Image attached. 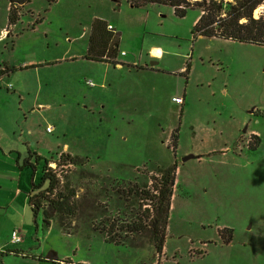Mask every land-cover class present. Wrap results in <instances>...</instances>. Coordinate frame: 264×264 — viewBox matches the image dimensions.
Masks as SVG:
<instances>
[{
    "label": "rangeland",
    "instance_id": "rangeland-1",
    "mask_svg": "<svg viewBox=\"0 0 264 264\" xmlns=\"http://www.w3.org/2000/svg\"><path fill=\"white\" fill-rule=\"evenodd\" d=\"M13 8L12 19L19 16L6 26L0 56L48 64L13 71L0 83L4 93L16 95H0V120L16 141H26L11 158L20 164L12 181L23 174V196L47 188V160L62 178L61 191L74 192L73 213L62 214L65 226L48 213L56 229L73 232L59 239V250L76 259L99 257L100 264H264V47L193 40L198 8L184 18L167 5L130 8L121 1L116 8L109 0H29ZM261 15L264 3L253 12ZM94 18L124 28L116 58H135L141 68L85 59ZM144 24L146 30L135 31ZM149 46L164 54L155 70L138 59L140 48ZM37 80L44 106L30 105L32 94L5 89L35 87ZM176 97L183 106L172 102ZM250 129L260 131L261 144L253 134L243 137ZM28 150L41 157L38 164L33 159L35 170L21 168ZM190 155L199 157L182 162ZM171 167L178 188L164 251L157 254L150 231L130 233L125 226L145 223L142 215L152 203L139 193H154L157 169ZM101 221L122 231L120 237L94 230ZM223 229L232 236L220 237ZM76 241L80 246H73Z\"/></svg>",
    "mask_w": 264,
    "mask_h": 264
},
{
    "label": "trees",
    "instance_id": "trees-1",
    "mask_svg": "<svg viewBox=\"0 0 264 264\" xmlns=\"http://www.w3.org/2000/svg\"><path fill=\"white\" fill-rule=\"evenodd\" d=\"M112 1L116 8H118L121 0ZM123 1L132 8H140L147 5H167L173 9V14L177 18H184L188 10L198 8L200 15L196 23L192 26L190 32L193 40H195L196 37L202 36L264 47V16L261 15L259 18L253 17V12L264 3V0ZM28 2L29 0H9V23L14 21L11 17V13L14 11L13 6H22ZM107 26L108 25L103 21H95L92 24L88 40L87 59L96 62L115 63L114 58L118 51L117 45L119 34L116 33V31L108 30ZM2 73L3 72L0 71V76ZM254 139V141L258 144L259 139ZM176 141L177 139H174L173 143L176 144ZM65 157L70 158L67 155ZM37 160L39 159H36L35 162H37ZM51 165V162L46 161L43 169L42 182H48L47 188L43 192H39L37 195H29V204L34 216L41 213L42 222L46 227L50 224V216H48L49 212H53L52 215L57 214V218H59L62 225L65 226L66 223H64V217L62 214L73 213L75 206L72 202V199L75 198L74 192L67 190V187H65L64 192L61 191V188L59 187L63 184L61 180L62 178L61 176L60 178L56 176L59 172H56V169L53 170ZM25 167L35 170L34 163H30V158L23 161L21 168ZM157 170L160 175V179L155 181V185H153L154 193L151 194L148 190H142L139 193V195L144 194L145 198L147 200L150 199L152 203V209L146 210V213L142 215L143 222L145 221V223H141V221H132L125 227L126 229L128 228L127 231L130 233L141 232L143 229L145 231H150L152 234V241L156 247V252L157 254H161L166 237L171 197L175 184L176 167H171L165 170L158 168ZM35 188L36 187L32 185V189ZM129 192H131L130 189ZM45 206L49 207L47 211H45ZM93 229L105 233L107 238H112L113 235L120 237L118 233L122 232L120 230H116V233L113 224H110L108 229L105 228L102 221L98 226L94 225ZM227 231L230 235L231 231L229 229H223L219 232V234L222 235ZM114 244L117 245L118 240H116Z\"/></svg>",
    "mask_w": 264,
    "mask_h": 264
},
{
    "label": "crops",
    "instance_id": "crops-1",
    "mask_svg": "<svg viewBox=\"0 0 264 264\" xmlns=\"http://www.w3.org/2000/svg\"><path fill=\"white\" fill-rule=\"evenodd\" d=\"M109 1H111L113 4L112 0ZM121 1L125 3L123 0ZM3 3L2 0H0V39L3 38L4 32H6V26L9 23V2L5 3L4 5ZM147 6H151V5H147ZM199 15L200 12L193 19L191 24L192 26L196 23ZM18 16L19 14L16 15V18ZM16 18L14 19V21L16 20ZM35 20H36L35 24L39 23L38 21L40 20V17L37 16ZM95 21H103V20H101V18H94L92 24ZM35 24L33 25V27L35 26ZM107 25L112 26L114 28V31H116V33L119 34L120 38L123 37V31H124L123 27L119 26L117 23H115V26L111 24H107ZM137 26L138 27L135 28V31L138 33L140 32V30L144 31L147 29L146 24H144L142 28L139 25ZM20 35L21 34L15 35V40L19 38ZM6 37H8V35ZM88 44L89 43L87 41L86 53L88 49ZM140 49H141V53L138 56L139 61L143 63L142 61L145 59L144 60L145 62L143 63L145 67H152L151 68L152 70L157 69L159 65V60H161L164 55L162 49L158 46H149L146 49L143 48ZM121 53L123 52H120L119 56L126 57L125 54L122 55ZM116 57L117 56H115L114 58L115 63H113V65H115L116 67H124L125 65L128 68V70H133L132 68H138V67L141 68L140 64L136 63L135 58H133L134 60L129 58L126 61H119L117 60ZM86 60L91 62H96L89 59ZM100 63H105V62H100ZM42 64H44V66H47L46 64H48V62L39 63V62H34L32 60L28 62L25 61L19 62L13 58L7 60V58H4V56L1 55L0 71H2L3 73L0 76V83H2L5 80V78L12 79L13 75L10 74H12L13 71L17 72L18 70L20 71L36 70ZM105 64L108 65V63ZM9 86L10 85L5 86L7 92L18 91L19 94L22 93L27 95L32 94V97L28 99L29 101H31L29 102L30 105L36 102L38 103L40 100L39 98L40 86L38 80L36 81L35 87H33L31 83H29L26 87L25 84L21 83L19 84V86H17V90H11L12 86H10V88ZM28 90L30 92H28ZM0 95L5 96L7 98H14V96H16V95H11L10 93H4L1 89H0ZM19 98H21L20 95ZM24 100L26 99L22 98L20 100L21 103H23ZM44 105L45 104L38 103L37 107ZM179 106H183V104ZM46 107L49 106L46 105ZM41 109H44V107H42ZM31 111H33L32 108ZM0 125L3 127L0 128V181H1L0 182V264H100L99 257H95L91 261L85 258L76 259V258H71L69 252L60 251L59 245L61 244L59 243V239L63 240V238H73L74 237L73 232H65L58 230L56 229L55 225L54 224L51 225V223L49 224L48 227H46L42 222L43 220L41 213H39L37 216H34L29 204V195L23 196L24 193L22 191L26 190L25 185L21 182V180H23L21 177L23 174L21 173V176H19L18 182L16 184L12 181V179H15V174L17 172L16 167L20 168L19 162L17 160H15L14 162L11 159L12 154H14L16 151H20L16 149H18L19 146H21V144L26 143V141H21V140H18L19 142L16 141L17 139L16 136L11 135V133L9 132L8 133L6 132L5 126L1 124V120H0ZM28 132H29L28 133L29 137L34 136L33 131L29 130ZM249 133L253 134L257 138L261 137V133L257 129H250L247 132H243V137H245V134H249ZM27 147L30 149L29 144H27ZM27 153H29L27 158H30V163H33V159L35 158V160L39 159L36 162V164H38L41 157L35 152L31 154L30 150H28ZM21 155H22L21 152H19L18 157L21 158ZM195 157H199V156L197 155ZM195 157L193 156V158ZM47 161L50 162L49 160ZM142 177H143L142 175H139V178ZM177 188L178 185L175 179L172 199L174 198ZM171 208H172V204L170 207V211L172 210ZM13 231L18 232L21 238L20 242L14 244L10 242L11 233ZM73 246L74 247L80 246V242L78 241L74 242ZM87 249H89V247ZM163 251L164 248L161 253H163ZM98 255L99 254H97V256Z\"/></svg>",
    "mask_w": 264,
    "mask_h": 264
},
{
    "label": "built area",
    "instance_id": "built-area-1",
    "mask_svg": "<svg viewBox=\"0 0 264 264\" xmlns=\"http://www.w3.org/2000/svg\"><path fill=\"white\" fill-rule=\"evenodd\" d=\"M107 29L110 30V31H114V29H113L112 26H110V25L107 26ZM4 33H5V32H4ZM121 54L124 55V53H121ZM90 84H91V83H90ZM9 88H10V86H9ZM172 102H174V103L177 104V105H182V104H183V101H182V99H181L180 97L172 98ZM46 131H47V132H50V129L47 128ZM52 169L55 170V168H52ZM56 176H57L58 178H60L59 173H57ZM20 240H21V238H20L18 232H17V231H13V232L11 233L10 242H11L12 244H14V243H18V242H20Z\"/></svg>",
    "mask_w": 264,
    "mask_h": 264
},
{
    "label": "flooded vegetation",
    "instance_id": "flooded-vegetation-1",
    "mask_svg": "<svg viewBox=\"0 0 264 264\" xmlns=\"http://www.w3.org/2000/svg\"><path fill=\"white\" fill-rule=\"evenodd\" d=\"M219 236H220V237H224V236H225V237H227V238H230L232 235H231V234L229 235L228 232H225V233H223L222 235L219 234Z\"/></svg>",
    "mask_w": 264,
    "mask_h": 264
},
{
    "label": "water",
    "instance_id": "water-1",
    "mask_svg": "<svg viewBox=\"0 0 264 264\" xmlns=\"http://www.w3.org/2000/svg\"><path fill=\"white\" fill-rule=\"evenodd\" d=\"M193 158V156H186V157H184L183 159H182V162H185V161H187V160H189V159H192Z\"/></svg>",
    "mask_w": 264,
    "mask_h": 264
},
{
    "label": "bare ground",
    "instance_id": "bare-ground-1",
    "mask_svg": "<svg viewBox=\"0 0 264 264\" xmlns=\"http://www.w3.org/2000/svg\"><path fill=\"white\" fill-rule=\"evenodd\" d=\"M154 53V52H153Z\"/></svg>",
    "mask_w": 264,
    "mask_h": 264
}]
</instances>
